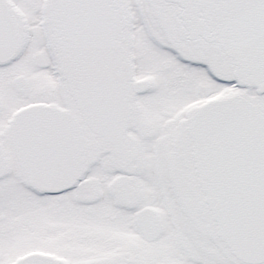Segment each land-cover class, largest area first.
<instances>
[{"label": "snow or ice", "instance_id": "snow-or-ice-1", "mask_svg": "<svg viewBox=\"0 0 264 264\" xmlns=\"http://www.w3.org/2000/svg\"><path fill=\"white\" fill-rule=\"evenodd\" d=\"M0 264H264V0H0Z\"/></svg>", "mask_w": 264, "mask_h": 264}]
</instances>
